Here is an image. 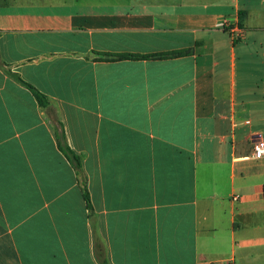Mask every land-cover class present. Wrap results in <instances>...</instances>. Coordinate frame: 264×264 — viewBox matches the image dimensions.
I'll return each instance as SVG.
<instances>
[{"label":"crops","instance_id":"1","mask_svg":"<svg viewBox=\"0 0 264 264\" xmlns=\"http://www.w3.org/2000/svg\"><path fill=\"white\" fill-rule=\"evenodd\" d=\"M247 66L264 0H0V264H264Z\"/></svg>","mask_w":264,"mask_h":264},{"label":"trees","instance_id":"2","mask_svg":"<svg viewBox=\"0 0 264 264\" xmlns=\"http://www.w3.org/2000/svg\"><path fill=\"white\" fill-rule=\"evenodd\" d=\"M190 52H191L190 50H181V51H176L172 53L152 54V55L117 54V55H104V56L108 57L111 60L168 59V58L186 56ZM18 80L30 90L34 99L36 100L37 104L40 107H43V108L47 107L48 101L43 94L39 93L36 89H34L29 84L22 82L20 79ZM57 139L59 141V148L61 149L62 153L71 162L76 173L79 174L81 170L79 158L65 144L60 143V141L63 140L62 133H59L57 135Z\"/></svg>","mask_w":264,"mask_h":264},{"label":"built area","instance_id":"3","mask_svg":"<svg viewBox=\"0 0 264 264\" xmlns=\"http://www.w3.org/2000/svg\"><path fill=\"white\" fill-rule=\"evenodd\" d=\"M237 31V30H236ZM234 32V31H232ZM238 32V31H237ZM239 32L237 37L239 36ZM264 157V138H257L254 140L251 148V153L249 155V158L252 160H259ZM238 197H233V200H236ZM200 264H216V262L212 260H203L200 262ZM227 264H235L233 260H229Z\"/></svg>","mask_w":264,"mask_h":264},{"label":"rangeland","instance_id":"4","mask_svg":"<svg viewBox=\"0 0 264 264\" xmlns=\"http://www.w3.org/2000/svg\"><path fill=\"white\" fill-rule=\"evenodd\" d=\"M239 64H240V62H238V60H237V65H236V72H237L236 81H237V84L239 83V70H240ZM260 69H262V68L260 67ZM263 76L264 75H263L262 71H259L254 66H247L246 67L245 81H246L247 85H250L251 88H253L255 86V83L259 82L260 78Z\"/></svg>","mask_w":264,"mask_h":264}]
</instances>
